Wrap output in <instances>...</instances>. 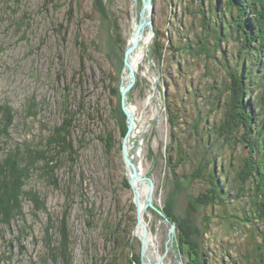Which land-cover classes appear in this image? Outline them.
I'll return each mask as SVG.
<instances>
[{
	"label": "rangeland",
	"instance_id": "rangeland-1",
	"mask_svg": "<svg viewBox=\"0 0 264 264\" xmlns=\"http://www.w3.org/2000/svg\"><path fill=\"white\" fill-rule=\"evenodd\" d=\"M105 2L109 19L94 10L93 0H0V107H10L13 115L9 139L2 148L34 147L74 114L71 136L81 146L75 162L67 157L61 160L55 172L58 187L41 170L31 172L24 191L37 193L39 207L24 195L21 215L15 213L11 219L0 215V264H107L114 256H118L114 264H138L129 263L134 255L144 264L143 241L134 235L137 208L123 160L126 134L122 135L112 116V109L121 104L124 54L132 34L128 23L132 26L135 7L140 17L143 0ZM152 4L153 41L128 99L136 108L140 131L133 140L134 150L141 147L143 174L154 182V205L165 216L169 208L177 219L187 221L191 242L200 250L205 247L213 264H264V225L258 219L242 223L229 217L227 221L217 216L219 207L212 214L211 209L195 205L191 198L204 192L206 185L190 181L192 170L211 157L216 156L218 166L228 164L229 149L220 146L222 141L213 131L222 118L215 94L227 82V69L241 71L243 63L255 68L257 59H246L244 53L239 57L235 36L222 44L223 50L213 59L205 53L173 52L177 40L196 46L206 36L201 10L214 24V3L152 0ZM71 5L75 12L67 20ZM77 35L78 42L88 47L84 59ZM213 43L211 37L209 47ZM263 73L262 68L259 74ZM111 89L119 93L113 95ZM164 94L177 95L184 103L186 117L176 130ZM6 119L7 115H0L2 126ZM104 133L115 139L110 152L101 140ZM248 151L247 145H238L234 163ZM179 155L186 160L174 170ZM3 158L1 152L0 164ZM4 185L0 179V193ZM235 195V191L229 194L231 205L249 211L248 198L235 199ZM148 210L163 264H187L188 256L179 246V228L169 218L175 226L172 232V224ZM240 211H236L239 217ZM118 223L124 241L132 236L133 249L123 253L109 234Z\"/></svg>",
	"mask_w": 264,
	"mask_h": 264
},
{
	"label": "trees",
	"instance_id": "trees-1",
	"mask_svg": "<svg viewBox=\"0 0 264 264\" xmlns=\"http://www.w3.org/2000/svg\"><path fill=\"white\" fill-rule=\"evenodd\" d=\"M210 1L214 3L211 9V19L213 18L214 24L211 20L209 23L206 13L201 10L207 24L204 26L207 31L206 36L200 38L196 46L177 40L171 50L179 54L190 53L193 56L197 55L195 52L205 53L213 59L215 53L223 50L222 44L230 36H235L237 42L240 43L239 57L241 58V54L244 53L246 59H257V65L255 68L249 64L245 67L243 63L241 71L236 68L227 69V82L215 94V106L220 108L222 118L213 126V131L222 141L220 146L229 149V162L227 165L218 166L216 156H214L204 164L196 166L190 173V181H202L206 188L204 192L191 199L195 205L211 209V213H214L215 207H219L217 216L221 219L228 221L230 217L239 219L242 223L258 219L264 225V75L259 74L261 69H264V0ZM93 8L105 19H109L105 0H93ZM74 12L75 8L71 5L67 12V20L71 19ZM114 25L117 26L116 23ZM60 28L63 29L64 26L61 24ZM209 35L210 39L211 37L214 39L212 47H209ZM79 39L80 35H77V42ZM114 41L116 44L119 43L118 38ZM78 44L82 49V59H84L88 50L87 44L82 40ZM223 59L228 61L225 54ZM82 66L78 75L82 74ZM67 90L70 89L67 88ZM111 92L113 95L119 93L117 89H111ZM164 102L173 129L176 130L182 117H186L184 103L177 95L169 94H164ZM4 114L7 115L6 122L2 123L4 126L0 124V153L4 154L0 164V179L5 185L0 193V215L11 219L15 213L21 215V196L25 195L24 197L30 200L32 198V201L38 207L40 206L37 193L24 191L31 172L41 170L49 176L54 186L58 187L55 172L60 168L61 160L67 157L71 162H75L81 146L77 147L71 136L76 121V114H74L60 126H55L50 136L44 141L40 140L34 147L22 146L6 151L4 147L9 139V128L13 121L10 107H0V115ZM112 116L117 119L124 136L127 123L120 103L118 107L112 109ZM104 134L101 140L105 142L107 152H110L115 145V139L111 133ZM2 140L4 142H1ZM2 145H4L3 148ZM238 145H247L249 151L247 156L240 157L239 163L235 164L232 155ZM179 157L174 164V170L186 160L180 155ZM231 174L232 178H229ZM231 191L236 192L235 199L247 197L251 209L249 211L243 209V211L238 206L233 207L229 197ZM236 211L238 213L240 211L242 216L239 217ZM164 213L181 231L178 241L180 249L188 256L187 264H213L209 259L208 250L205 247L200 250L191 242L192 230L188 229L187 221L177 219L175 213L169 208L165 209ZM257 229L256 232H258ZM109 234L114 239L115 248L121 249L120 253L126 251L128 247L133 249L130 245L132 236L124 241L119 223L113 231H109ZM262 238L264 239V231ZM262 248L264 249V242ZM262 257L264 261V254ZM117 258L118 256H114L112 262L107 264H114ZM132 261L140 264V258L137 255H134L133 259L129 258V263Z\"/></svg>",
	"mask_w": 264,
	"mask_h": 264
},
{
	"label": "bare ground",
	"instance_id": "bare-ground-1",
	"mask_svg": "<svg viewBox=\"0 0 264 264\" xmlns=\"http://www.w3.org/2000/svg\"><path fill=\"white\" fill-rule=\"evenodd\" d=\"M134 11H135L134 15L131 19L132 26H130V22L128 23V26L131 27L132 34L127 38L126 49L132 43L133 38H134V32L140 22V17L138 16V11L136 7ZM145 19H148V13L144 14V20ZM152 41H153V33L149 29L144 30L141 34L139 47L132 54H130L128 58V65L125 66V69L123 71V81H124L123 86H125L131 80L132 71L135 74V76L138 74L140 65L144 62V60L146 59V55L149 53L148 52L149 45L152 43ZM126 105H127V108L130 111H132L135 115L136 108L131 102H129V99ZM135 118H136V115H135ZM135 123L136 125L134 127V130L128 137L127 144H126V150H127L130 161H132L137 168L138 175L141 178H146V176H144L143 174L141 147L139 146L134 150L133 140L136 139V137L140 134V131L138 130V125H137V118H136ZM125 166H126L127 179L130 181L132 169L130 166H127V164ZM131 189L133 190V198L137 196L141 203L139 215L141 217L142 222L137 225L135 229V236L141 241H143L144 264H157V261L159 260L160 257L158 255L156 237H155V234L152 232L151 222L147 220V216L150 218H153L148 210L149 208H146V201H147L148 194H149L148 183L144 180L135 181L133 186H131ZM128 195L132 196L130 192L128 193Z\"/></svg>",
	"mask_w": 264,
	"mask_h": 264
},
{
	"label": "water",
	"instance_id": "water-1",
	"mask_svg": "<svg viewBox=\"0 0 264 264\" xmlns=\"http://www.w3.org/2000/svg\"><path fill=\"white\" fill-rule=\"evenodd\" d=\"M153 12H154V7L152 4V0H143V9H142L141 15H140V22H139V24H138V26L134 32V38H133L132 43L125 50V54H124L125 66L128 65V58H129L130 54H132L139 47L142 32L146 29H149L151 32H153V30H154ZM145 13H148V19L144 20V14ZM135 83H136V76L132 71L131 80L125 86H123L121 88V91H120L121 108H122V111L127 118V123H128V130H127V133H126L124 140H123V143H122V152H123L124 163L127 164V166H130L132 169V174H131L129 184H130V186H133L135 181H142V180L146 181L148 183V187H149V194H148V198L146 201V208H151V209L157 211L161 216H163L165 218V220L169 224H172L171 221L169 220V218L166 217L161 211H159L157 209V207L154 205V191H155L154 182L148 177L141 178L138 175L137 168L134 165V163L132 161H130L127 150H126V144H127L128 137L130 136V134L132 133V131L134 130V127L136 125L135 115L132 111H130L127 108V105H126L127 101H128V95H129L130 91L132 90L133 86L135 85ZM134 203H135L136 208L138 210L137 221H138V224H140L142 222L141 217L139 215L141 203H140V200L137 196H135V198H134ZM174 228H175V226L172 224V228H171L172 232L174 231ZM134 235H135V231H134ZM143 252H144V250L142 248V263L144 261ZM167 252H168V249H167ZM163 260H164V257L159 258L158 264H163Z\"/></svg>",
	"mask_w": 264,
	"mask_h": 264
}]
</instances>
